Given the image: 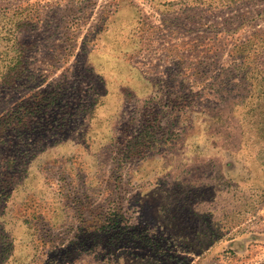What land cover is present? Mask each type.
<instances>
[{"label":"rangeland","instance_id":"obj_1","mask_svg":"<svg viewBox=\"0 0 264 264\" xmlns=\"http://www.w3.org/2000/svg\"><path fill=\"white\" fill-rule=\"evenodd\" d=\"M0 11V264H264V0Z\"/></svg>","mask_w":264,"mask_h":264},{"label":"trees","instance_id":"obj_2","mask_svg":"<svg viewBox=\"0 0 264 264\" xmlns=\"http://www.w3.org/2000/svg\"><path fill=\"white\" fill-rule=\"evenodd\" d=\"M0 13H1V11H0ZM251 43H252V40H249L248 43H247V46H250ZM261 52H262V55H264V48L261 50ZM241 56H242L241 52L233 51V58L235 59V61L236 60L239 61L238 59L239 58L241 59ZM231 69H232V71H231V80L234 81V78H236L235 80H237L239 78L242 85H244V84L249 82L248 81V77L249 76H248L247 72H245V68H243L242 62L241 63L238 62L234 66H231ZM253 73L255 74V76H254L255 78L254 79H255L256 82H253V83L250 82L249 84H246V86L248 88L247 91L250 94L251 99H253L255 97L254 95L257 94V93L260 94V95H264V68L258 67V69H256ZM15 75H16V72L13 71V70H11V75L10 76H8V74H6V76H3V74L0 73V82L1 81L5 82L8 79L13 78V76H15ZM233 81L231 82L232 87H234V82ZM246 89H244V90H246ZM256 110L257 109H255V111Z\"/></svg>","mask_w":264,"mask_h":264}]
</instances>
